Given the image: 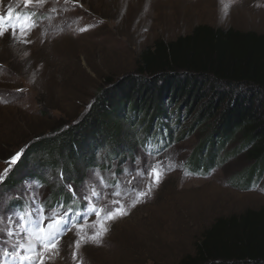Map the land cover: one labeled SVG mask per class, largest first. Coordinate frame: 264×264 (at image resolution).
Returning <instances> with one entry per match:
<instances>
[{
  "label": "rangeland",
  "instance_id": "rangeland-1",
  "mask_svg": "<svg viewBox=\"0 0 264 264\" xmlns=\"http://www.w3.org/2000/svg\"><path fill=\"white\" fill-rule=\"evenodd\" d=\"M0 17L3 28L15 30L0 37L1 183L17 153L79 125L101 90H114L126 76L139 77L142 50L188 35L200 24L264 33V0H0ZM181 124L170 145L157 147L153 141L109 169L87 170L79 185H72L83 205L76 215L61 203L46 205L54 187L64 186L61 173L46 172L48 184L29 178L0 190V264H24L11 253L29 239V229L41 225V206L45 215L53 209L67 213L71 229L62 232L58 251L45 264H178L195 253L218 218L263 209L264 177L248 188L236 177L250 164L244 154L207 176L189 171L188 159L205 131L190 132L193 120L185 117ZM229 149L236 150L237 143ZM97 160L101 164L102 156ZM152 167L161 172L159 183L150 175ZM93 190L103 195L82 198ZM13 201L26 203L25 211L11 208ZM90 203L103 209L100 217L89 211ZM120 207L126 214L105 219ZM94 232L101 233L98 240L92 239Z\"/></svg>",
  "mask_w": 264,
  "mask_h": 264
},
{
  "label": "trees",
  "instance_id": "trees-1",
  "mask_svg": "<svg viewBox=\"0 0 264 264\" xmlns=\"http://www.w3.org/2000/svg\"><path fill=\"white\" fill-rule=\"evenodd\" d=\"M136 73L101 90L79 125L29 144L0 190L29 178L48 184L46 172L63 173L64 186L54 187L46 205L61 203L76 215L83 205L66 185L77 187L87 170L109 169L134 148L170 145L183 117L193 120L190 132L205 131L188 159L193 174L207 176L244 154L250 164L236 175L240 186L264 177V33L200 24L142 50ZM234 142L237 149L230 150ZM24 205L10 207L25 211ZM178 264H264V208L218 218Z\"/></svg>",
  "mask_w": 264,
  "mask_h": 264
},
{
  "label": "snow or ice",
  "instance_id": "snow-or-ice-1",
  "mask_svg": "<svg viewBox=\"0 0 264 264\" xmlns=\"http://www.w3.org/2000/svg\"><path fill=\"white\" fill-rule=\"evenodd\" d=\"M38 4H43L45 0H35ZM25 3L31 4L33 3V0H25ZM12 10L9 9V17H11ZM3 17H0V20H2ZM87 29H81V31H86ZM11 32L13 35L15 34L14 29H5L2 25H0V37L5 35V32ZM23 34V32L21 33ZM27 42V41H26ZM20 153H17L16 156L12 157V163H15L18 159ZM9 169H5L4 171H8ZM150 175H152L153 180L155 183H159L161 172L156 168L152 167ZM63 176V173H61V177ZM135 179V177H133ZM129 183L132 181L129 180ZM70 192H72L73 195L76 194V190L72 188L71 185H67ZM150 189V186H149ZM102 192H97L93 190L91 192V195L85 194L82 198L84 200H94L98 198L99 196H102ZM118 195V193H117ZM140 196H147V192H140ZM114 203H117L114 201ZM40 212V220L41 225L37 226L35 229H29V239H27L24 243L19 244L18 250L14 253H11L14 259H19L21 262H24V264H45V259L50 258L51 253L58 251L59 246V239L61 238L62 232L70 231L71 229L67 227L68 225V218L67 213H59L57 210L53 209L50 210V215L44 214L43 206H41L40 209H38ZM71 211V210H69ZM89 211H92L95 213L97 217L101 216V213L103 209H97L94 206L91 205L89 207ZM126 214L125 210L120 207L116 208L113 211H109L105 215V219L107 220H114L117 216H122ZM28 215L35 216V213H29ZM82 215V214H81ZM44 221H48L46 225L43 224ZM83 227V225H81ZM100 228L102 231H107L106 228H104L103 222H100ZM13 233L10 231L9 235H12ZM100 232H94L92 235L93 240H98L100 237ZM80 239L77 238L75 241H73V244L75 245V248H79L80 246ZM37 245H39V248H37ZM6 255L8 253H5ZM45 254H49L48 257H46ZM76 252L73 251V257L75 258Z\"/></svg>",
  "mask_w": 264,
  "mask_h": 264
}]
</instances>
